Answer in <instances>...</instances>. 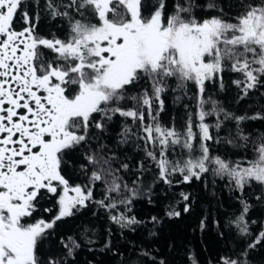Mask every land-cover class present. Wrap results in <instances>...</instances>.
Instances as JSON below:
<instances>
[{
  "label": "snow or ice",
  "instance_id": "snow-or-ice-1",
  "mask_svg": "<svg viewBox=\"0 0 264 264\" xmlns=\"http://www.w3.org/2000/svg\"><path fill=\"white\" fill-rule=\"evenodd\" d=\"M43 5L52 17L69 19L67 39L38 36L32 5L26 0H0V264H66V257L80 247L76 238L61 237L59 245L53 242L47 253L41 245L52 236L58 221L88 207L89 201L104 208L111 222L122 229L144 223L130 213L142 194L149 162L165 184L171 185L176 174L189 183L211 171L227 178L241 194L255 182L260 188L255 198L264 200V140L251 160L214 156L209 145L211 141L241 147L239 141L246 144L250 139L242 122L264 120V115H235L206 96L207 82L219 80L224 87L226 70L241 77L232 83L242 98L264 87V0H240L235 17H227L221 8L219 15L202 19L194 14L199 6L194 0H171V4L169 0H43ZM205 7L215 10L217 5L208 2ZM17 17L25 22L22 30L14 27ZM169 78L176 79V90L184 94L189 83L196 89V110L188 115L183 131L159 119ZM142 79L150 81L151 89L129 97L127 90ZM128 99L133 107L122 105ZM117 115L132 122L123 125L118 144L135 141L139 148L143 142L144 157L136 168L140 175L132 186L119 175L121 170L131 171L130 162L114 170L112 162L118 157L106 155L107 145L101 143ZM211 116L216 117L214 124L207 122ZM226 121H235V134L221 141L219 132ZM197 142L198 156L194 155ZM177 148L180 158L173 159ZM80 149L86 161L81 171L92 186H71L62 174L64 157ZM106 176L112 177L111 183ZM96 182L105 184L100 200H94ZM45 195L56 197L55 217L25 223ZM181 196L184 201L190 199L186 193ZM239 202L242 207L234 223L240 236L250 238L246 217L251 204L243 196ZM184 211H189L187 205ZM167 214L180 215L177 211ZM151 219L155 223L157 218ZM200 226L203 229L205 222ZM261 244L264 230L241 256L247 257ZM219 264L248 261L222 257Z\"/></svg>",
  "mask_w": 264,
  "mask_h": 264
},
{
  "label": "trees",
  "instance_id": "trees-1",
  "mask_svg": "<svg viewBox=\"0 0 264 264\" xmlns=\"http://www.w3.org/2000/svg\"><path fill=\"white\" fill-rule=\"evenodd\" d=\"M66 0H57V3ZM151 3V0H148ZM214 2L215 10H207L205 5ZM32 8V24L36 34L44 38L67 39L70 35V21L67 17H52L44 7L43 0H26ZM171 4V0H169ZM199 5L194 14L198 19L212 15H219V9H223L227 17H235L238 14L240 0H194ZM75 19H80L79 14L73 13ZM95 22L94 18H91ZM25 22L21 17L14 21L16 30H22ZM47 52L48 50H44ZM51 53L48 59L52 58ZM241 78L239 74L226 70L223 73V85L220 81L207 82L206 96L217 102L222 107L235 115L253 116L256 113L264 115V87L251 90L249 95L243 96L240 89L232 83ZM145 88L151 89V83L147 79L137 82L136 87L127 90L129 97L141 93ZM175 78L168 79V88L163 94L164 110L160 113V121L163 125L175 127L183 131L188 115L196 110V89L191 83L188 84L186 94L176 90ZM181 99L177 100L176 97ZM125 107H133L134 102L130 99L121 102ZM208 108L212 105L208 104ZM215 116L207 118V122L214 124ZM131 124L119 115L110 122L109 130L105 133L106 139L101 143L107 145L106 155L115 153L118 159L112 162V168L119 169L121 163L130 162L131 171L123 170L119 175L124 181L132 186V181L140 175L136 171L138 163L143 159V142L140 147L136 142L118 144L120 132L125 123ZM241 127L245 134L249 135V141H239L241 147H234L224 142H209L212 155H220L232 161L251 160L256 158L255 147L264 140V120L248 119L242 122ZM216 130L213 128V134ZM235 134V121H226L223 129L219 132L221 141L227 139L229 134ZM83 149L71 152L64 157L63 173L71 186L76 184L89 185L88 176L81 171V165L86 163L83 159ZM181 149L177 148L173 159H179ZM186 155V153H185ZM199 155L198 142L197 151ZM148 169L143 175L142 194L131 206L130 215L144 223L134 226L133 229H122L111 222L109 213L92 201L88 207L77 211L73 216L66 217L57 222L52 236L44 240L41 251L47 253L52 243L59 245L61 237L72 236L76 238L80 247L74 250L72 256L66 257V264H219L222 257L247 260L248 264H264V244L258 245L249 252L247 257L241 256V252L251 243L261 230H264V200H256L260 188L253 182L247 187L246 193H239L231 188L227 178L214 176L211 171L202 175L197 180L184 183L180 174L172 177L171 185L157 179L158 173L154 165L146 163ZM89 166L88 175L92 171ZM106 181L111 183L112 177L106 176ZM92 186V185H89ZM150 188V193L146 190ZM105 192L104 182H96L94 185V200L103 198ZM181 193L189 195L190 199L184 201ZM248 199L251 209L246 217L252 236L242 237L234 223L235 217L241 211L239 198ZM189 207L185 212L184 207ZM51 209V211H45ZM170 211H177L179 216H169ZM58 212L56 197L45 195L37 205L32 217L24 218L25 223H33L36 219L44 218L51 220ZM115 214V213H113ZM156 217V222H152ZM201 221L205 226L201 229ZM254 221V223H253ZM107 245V247H105ZM147 253V255H144Z\"/></svg>",
  "mask_w": 264,
  "mask_h": 264
},
{
  "label": "rangeland",
  "instance_id": "rangeland-1",
  "mask_svg": "<svg viewBox=\"0 0 264 264\" xmlns=\"http://www.w3.org/2000/svg\"><path fill=\"white\" fill-rule=\"evenodd\" d=\"M71 194V193H70Z\"/></svg>",
  "mask_w": 264,
  "mask_h": 264
}]
</instances>
